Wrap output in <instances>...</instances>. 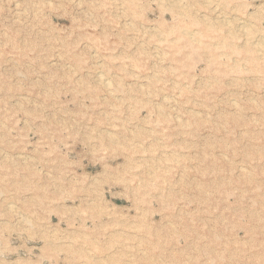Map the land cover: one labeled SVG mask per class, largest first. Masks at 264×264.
I'll use <instances>...</instances> for the list:
<instances>
[{
    "label": "rangeland",
    "instance_id": "1",
    "mask_svg": "<svg viewBox=\"0 0 264 264\" xmlns=\"http://www.w3.org/2000/svg\"><path fill=\"white\" fill-rule=\"evenodd\" d=\"M0 264H264V0H0Z\"/></svg>",
    "mask_w": 264,
    "mask_h": 264
},
{
    "label": "bare ground",
    "instance_id": "2",
    "mask_svg": "<svg viewBox=\"0 0 264 264\" xmlns=\"http://www.w3.org/2000/svg\"><path fill=\"white\" fill-rule=\"evenodd\" d=\"M227 22V21H226ZM249 29V28H248ZM246 31V30H245ZM102 82V81H101ZM106 86V85H105ZM109 87V86H108ZM115 97V96H114Z\"/></svg>",
    "mask_w": 264,
    "mask_h": 264
}]
</instances>
